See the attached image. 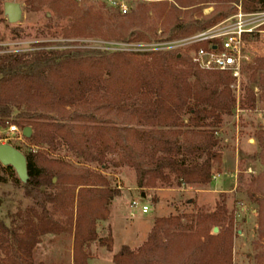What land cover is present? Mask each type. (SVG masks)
<instances>
[{"label":"trees","instance_id":"trees-1","mask_svg":"<svg viewBox=\"0 0 264 264\" xmlns=\"http://www.w3.org/2000/svg\"><path fill=\"white\" fill-rule=\"evenodd\" d=\"M249 1L245 13L264 11V0ZM198 32L121 43L167 41ZM53 46L37 44L0 56V124L30 127L27 141L39 149L25 155L28 182L15 180L34 204L18 212L19 226L0 220V264H35L33 253L44 236L72 233L78 264H89L86 248L98 240L97 221L106 218L107 205L120 195L102 174L109 164L133 169L140 189L210 186L223 153L216 134L236 104L231 76L199 70L187 53ZM251 70L254 84L264 92V60ZM249 103L252 107L255 99ZM3 171L14 180V169L0 163V182ZM253 191L247 193L259 205V237L264 238V191ZM190 240L204 244L180 256L176 244ZM100 243L113 253L111 236ZM112 261L234 264L233 215L200 208L156 218L141 247L123 246Z\"/></svg>","mask_w":264,"mask_h":264},{"label":"rangeland","instance_id":"rangeland-1","mask_svg":"<svg viewBox=\"0 0 264 264\" xmlns=\"http://www.w3.org/2000/svg\"><path fill=\"white\" fill-rule=\"evenodd\" d=\"M8 2L21 6L22 15L17 24L9 23L5 14L4 6ZM127 4L132 10L123 15L111 6L110 0L78 3L74 0H0V56L30 51L35 45L45 43L55 45V49L128 51L131 47L121 42L155 39L180 31L198 32L210 22H214L213 27L252 6L249 0H128ZM260 31L249 39L252 61L245 67L241 85L230 88L236 99L235 108L232 115L224 117L216 134L223 153L220 163L213 168V187L140 189L133 169L116 168L113 163L107 165L102 174L120 195L107 205L106 218L97 221L98 240L86 248L89 264H114L113 253L123 246L135 250L147 241L156 218L192 214L200 208L233 215L234 264H264L259 205L247 193L253 189L256 195H261L264 191V92L254 84L251 70L257 61L264 60V26ZM250 97L255 99L252 107L248 104ZM11 126L0 124V144L19 148L24 155L30 149L39 150L31 147L23 130L10 132ZM109 158L117 160L114 156ZM1 176L4 181L0 182V220L8 227L19 226L18 212H24L34 203L25 196L23 186L16 184L15 171L14 180L4 171ZM143 206L150 208L148 214H143ZM109 236L114 242L113 253L100 243ZM199 244L204 243L190 240L176 244L175 248L183 256L198 249ZM74 250V233L47 235L34 250L33 261L35 264H78ZM3 257L0 253V262Z\"/></svg>","mask_w":264,"mask_h":264},{"label":"built area","instance_id":"built-area-1","mask_svg":"<svg viewBox=\"0 0 264 264\" xmlns=\"http://www.w3.org/2000/svg\"><path fill=\"white\" fill-rule=\"evenodd\" d=\"M82 2V0H74ZM128 0H110L111 6L128 15L132 8ZM264 26V11L244 13L219 23L209 29L191 36L152 43H128L131 47L127 52H180L187 53L192 63L203 72L226 73L234 80L233 89L239 88L244 78L246 65L251 63L250 41L246 36H253L261 32ZM133 46V48H132ZM12 133H22L16 125L10 127ZM150 208L142 207L143 214H148Z\"/></svg>","mask_w":264,"mask_h":264},{"label":"water","instance_id":"water-1","mask_svg":"<svg viewBox=\"0 0 264 264\" xmlns=\"http://www.w3.org/2000/svg\"><path fill=\"white\" fill-rule=\"evenodd\" d=\"M5 14L11 24H17L22 15L21 6L18 3L8 2L4 6ZM33 131L30 127L23 129V136L30 139ZM0 163L3 167H12L19 180L25 184L29 180L28 162L26 156L15 147L9 144H0ZM218 229H215V233Z\"/></svg>","mask_w":264,"mask_h":264},{"label":"crops","instance_id":"crops-1","mask_svg":"<svg viewBox=\"0 0 264 264\" xmlns=\"http://www.w3.org/2000/svg\"><path fill=\"white\" fill-rule=\"evenodd\" d=\"M210 186L213 187V183Z\"/></svg>","mask_w":264,"mask_h":264}]
</instances>
